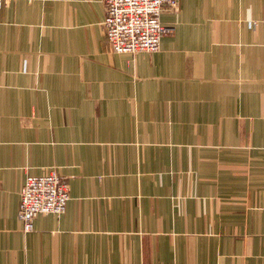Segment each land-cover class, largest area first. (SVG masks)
I'll list each match as a JSON object with an SVG mask.
<instances>
[{
    "label": "crops",
    "instance_id": "crops-1",
    "mask_svg": "<svg viewBox=\"0 0 264 264\" xmlns=\"http://www.w3.org/2000/svg\"><path fill=\"white\" fill-rule=\"evenodd\" d=\"M100 0L0 9V264H264V0H179L112 53ZM61 216L17 218L29 176Z\"/></svg>",
    "mask_w": 264,
    "mask_h": 264
},
{
    "label": "built area",
    "instance_id": "built-area-1",
    "mask_svg": "<svg viewBox=\"0 0 264 264\" xmlns=\"http://www.w3.org/2000/svg\"><path fill=\"white\" fill-rule=\"evenodd\" d=\"M48 2L49 0H0ZM105 18L102 27L112 53L131 54L154 52L160 41L173 32L160 23L164 7L177 9L179 0H100ZM18 220L24 232L33 229L39 215L61 216L69 201L67 184L51 169L39 176H29L19 192ZM144 264V263H141Z\"/></svg>",
    "mask_w": 264,
    "mask_h": 264
}]
</instances>
